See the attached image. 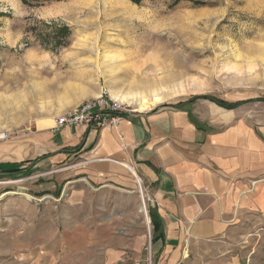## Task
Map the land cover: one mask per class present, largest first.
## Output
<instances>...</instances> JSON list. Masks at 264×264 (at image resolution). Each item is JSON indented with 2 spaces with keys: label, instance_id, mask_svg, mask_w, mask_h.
Segmentation results:
<instances>
[{
  "label": "rangeland",
  "instance_id": "obj_1",
  "mask_svg": "<svg viewBox=\"0 0 264 264\" xmlns=\"http://www.w3.org/2000/svg\"><path fill=\"white\" fill-rule=\"evenodd\" d=\"M173 1L0 0V164L34 159L29 138L39 118L103 92L137 96L125 104L131 115L198 97L264 100V0ZM40 163L0 176V264H106L108 237L102 221L90 220L103 204L90 187L66 186L60 171L49 175L52 167ZM78 192L85 201L70 203ZM119 217L111 240L144 243L114 264H156L149 218ZM88 229L95 236H85ZM45 241L62 250L48 251ZM177 264H264V210L226 237L192 243Z\"/></svg>",
  "mask_w": 264,
  "mask_h": 264
},
{
  "label": "crops",
  "instance_id": "obj_2",
  "mask_svg": "<svg viewBox=\"0 0 264 264\" xmlns=\"http://www.w3.org/2000/svg\"><path fill=\"white\" fill-rule=\"evenodd\" d=\"M253 100L260 99L227 100L251 102L250 111L243 110L247 103L229 110L198 100L182 108L141 112L128 115L118 129L95 130L82 124L55 130V116L39 118L29 138L37 156L22 163L43 158L39 162L52 167L48 174L60 171L66 186L91 188L88 193L103 204L90 220L102 221L108 237L107 244L102 242L110 257L106 264L132 249L141 253L143 241L128 245L111 238L116 235V215L133 221L142 214L151 224L156 264H177L192 243L226 237L245 215L264 210V102ZM77 160L80 163L74 164ZM61 163L63 167L53 169ZM84 196L78 192L70 203L85 201ZM62 214L61 209L60 218ZM153 218L161 222L163 234L154 245ZM130 229L128 235L133 234ZM95 233L88 229L83 234ZM56 235L66 233L59 229ZM44 246L52 253L62 250L52 249L47 241Z\"/></svg>",
  "mask_w": 264,
  "mask_h": 264
},
{
  "label": "built area",
  "instance_id": "obj_3",
  "mask_svg": "<svg viewBox=\"0 0 264 264\" xmlns=\"http://www.w3.org/2000/svg\"><path fill=\"white\" fill-rule=\"evenodd\" d=\"M131 115L129 107L125 104L109 97L103 92L93 101L85 102L75 109L56 117L55 130L63 128H73L79 125H86L89 128L100 130L103 128L118 129L121 122ZM139 190L142 198L144 211L146 212V204L142 185L139 182Z\"/></svg>",
  "mask_w": 264,
  "mask_h": 264
},
{
  "label": "trees",
  "instance_id": "obj_4",
  "mask_svg": "<svg viewBox=\"0 0 264 264\" xmlns=\"http://www.w3.org/2000/svg\"><path fill=\"white\" fill-rule=\"evenodd\" d=\"M23 1L24 2H28L29 0H23ZM34 1H38V0H34ZM173 2H174L173 6H175L176 5L175 4V0ZM198 99H208L209 101H212V102L216 103L218 106H220L222 108H225V109H229V110L235 109V108L239 107L240 105H242L244 103H247V102L228 103V102H225V101H222V100H218V99H215V98H208V97H198V98H195L194 100H192L190 103H194V102L198 101ZM256 101H263L264 102V100H256ZM182 107L183 106H179V107H176V108H182ZM42 159L43 158L37 159L34 162L21 163V165L20 164H0V168H2L1 171H0V176L1 175H3V176H5V175H13L14 173H19L21 171H24L23 169L19 168V166H22V165H28V166H26V169L24 168L25 170H28V169H30V167L32 165H35L36 163H38ZM152 227H153L152 244L154 245V243L156 241H158L159 239H161L163 237V234L161 233L162 224H161V222L155 221L154 218H153Z\"/></svg>",
  "mask_w": 264,
  "mask_h": 264
},
{
  "label": "bare ground",
  "instance_id": "obj_5",
  "mask_svg": "<svg viewBox=\"0 0 264 264\" xmlns=\"http://www.w3.org/2000/svg\"><path fill=\"white\" fill-rule=\"evenodd\" d=\"M115 96H116V98H117V101L119 100V101H121L123 104H128L129 106H132V105H133V101H134L135 99H137V96H136V97H133V98H131L130 96H127V95H118V94H116ZM116 98H114V99H116ZM141 98H142V97H141ZM144 212H145V211H144ZM146 221H147V223H149L147 218H146Z\"/></svg>",
  "mask_w": 264,
  "mask_h": 264
}]
</instances>
